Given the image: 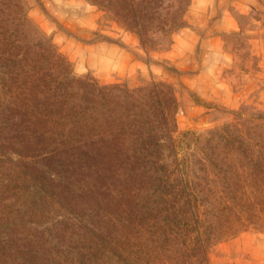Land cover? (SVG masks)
Returning a JSON list of instances; mask_svg holds the SVG:
<instances>
[{
	"label": "trees",
	"instance_id": "trees-1",
	"mask_svg": "<svg viewBox=\"0 0 264 264\" xmlns=\"http://www.w3.org/2000/svg\"><path fill=\"white\" fill-rule=\"evenodd\" d=\"M163 1L92 0L141 40ZM21 9L0 0V264H131L134 230L169 212L146 203L197 200L186 174L210 172L224 147L196 142L180 158L168 88L75 76L51 43L30 39ZM188 206L169 213L195 215ZM38 215L50 225L26 232Z\"/></svg>",
	"mask_w": 264,
	"mask_h": 264
},
{
	"label": "rangeland",
	"instance_id": "rangeland-1",
	"mask_svg": "<svg viewBox=\"0 0 264 264\" xmlns=\"http://www.w3.org/2000/svg\"><path fill=\"white\" fill-rule=\"evenodd\" d=\"M239 1L243 9L235 6ZM18 4L30 39L51 43L75 76L130 89L168 88L177 105L180 158L196 142L203 149L224 147L213 155L216 165L210 172L204 175L196 166L186 174L196 187L195 215H170L179 204L189 208L191 201L183 197L146 203L169 212L152 214L146 230H134L131 264H264V0H222L235 29L219 31L211 22L224 17L222 8L209 18L206 30L199 27L195 0H164L143 40L92 0ZM193 28L200 36L218 37L222 46L200 79L195 72L203 49H193L182 64L167 57L181 32ZM47 217H30L40 224L30 223L25 231L49 226Z\"/></svg>",
	"mask_w": 264,
	"mask_h": 264
},
{
	"label": "crops",
	"instance_id": "crops-1",
	"mask_svg": "<svg viewBox=\"0 0 264 264\" xmlns=\"http://www.w3.org/2000/svg\"><path fill=\"white\" fill-rule=\"evenodd\" d=\"M197 2L196 8L200 10L201 20L199 22V27L205 28L206 30L210 29L209 27V18L213 15V13L219 8L221 9L222 0H195ZM235 3V2H234ZM233 4V3H232ZM237 8H242L240 1L235 3ZM223 18L218 21L211 22L213 27L218 28L219 30H232L235 29V24L231 17V13L228 8H222ZM205 19V20H204ZM181 37L174 43L172 50H170L168 54V59L175 64L186 63V59H183L184 56L188 53H192L193 49L199 47L203 49V58L200 62V67H198V71L195 72L196 79H200V77L204 76L208 68V63L212 61L218 60V56L221 49L218 46V41L221 40L216 36H200V33L196 31V29H186L181 32ZM192 48V49H191ZM182 68V67H181Z\"/></svg>",
	"mask_w": 264,
	"mask_h": 264
}]
</instances>
